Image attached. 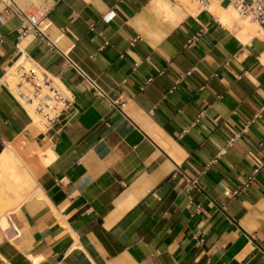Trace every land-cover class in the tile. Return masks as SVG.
I'll list each match as a JSON object with an SVG mask.
<instances>
[{"label": "crops", "instance_id": "crops-1", "mask_svg": "<svg viewBox=\"0 0 264 264\" xmlns=\"http://www.w3.org/2000/svg\"><path fill=\"white\" fill-rule=\"evenodd\" d=\"M6 5L20 15L0 24V154L34 188L0 219V264H264V172L224 195L264 161V111L250 123L264 106L262 40L182 0ZM22 14L51 23L54 47L18 42ZM20 52L72 95L60 132L41 131L7 91Z\"/></svg>", "mask_w": 264, "mask_h": 264}, {"label": "built area", "instance_id": "built-area-1", "mask_svg": "<svg viewBox=\"0 0 264 264\" xmlns=\"http://www.w3.org/2000/svg\"><path fill=\"white\" fill-rule=\"evenodd\" d=\"M194 4L198 11H206L207 7L213 1L217 3L226 2L229 7L233 9L236 15L243 20L255 24L258 32L261 35V40L264 43V0H188ZM19 14L18 10L12 5H6L3 14H0V24L5 21V15ZM23 15V14H22ZM106 20V19H104ZM50 22L45 24L33 23L26 16H22V25L18 30L17 40L20 42L27 36H36L48 46H53L47 35L45 34ZM202 32V31H201ZM192 36L186 47L192 44L200 36V33ZM139 40L134 38L129 43L130 47ZM18 49V48H17ZM18 51H20L18 49ZM67 65L81 75L88 85L93 89L94 96L102 97V91L89 80L66 56H64ZM139 63L133 65V70ZM11 70L15 76L14 86H10L4 82L7 91L13 96L18 104L30 116L32 123L35 124L41 131L46 132L54 129L60 132L69 123L73 116V97L72 95L59 83V81L41 70L35 63L30 61L26 56L20 52L18 60L13 64ZM7 71L4 77L11 71ZM264 111L262 106L259 111L253 116L250 123H253L261 118ZM247 126H244L239 132L235 133L226 142L225 148L220 152L219 156H223L227 148L234 146L246 132ZM264 172V161L253 169L251 174L232 192H224L225 196L235 197L241 192L245 191L255 180V177Z\"/></svg>", "mask_w": 264, "mask_h": 264}, {"label": "bare ground", "instance_id": "bare-ground-1", "mask_svg": "<svg viewBox=\"0 0 264 264\" xmlns=\"http://www.w3.org/2000/svg\"><path fill=\"white\" fill-rule=\"evenodd\" d=\"M182 1L190 6L188 0ZM189 10L190 12H194L193 6H190ZM207 11L224 25L232 26L234 23L238 22L236 13H234L233 9L221 8L218 6L217 1H213L211 5L207 7ZM238 23L242 27L238 34V38L241 41L246 42L254 37H261L255 24L251 22L249 23L248 21L246 23ZM14 79L15 76L11 70L5 76L4 82L13 87L14 84L12 82ZM33 188L34 182L27 174L18 158L9 150L2 152L0 154V219L5 217L8 213L16 210L29 196V193Z\"/></svg>", "mask_w": 264, "mask_h": 264}, {"label": "rangeland", "instance_id": "rangeland-1", "mask_svg": "<svg viewBox=\"0 0 264 264\" xmlns=\"http://www.w3.org/2000/svg\"><path fill=\"white\" fill-rule=\"evenodd\" d=\"M190 4V6H193V10L194 11H198L197 10V8L194 6V4H192V3H189ZM236 18H237V20H238V22H241V23H246L247 21H245V20H242V19H240L237 15H236ZM244 21V22H243ZM250 23V22H249ZM256 29H257V26H256ZM258 30V29H257ZM260 39H261V37H260ZM15 79L13 80V84H15Z\"/></svg>", "mask_w": 264, "mask_h": 264}]
</instances>
